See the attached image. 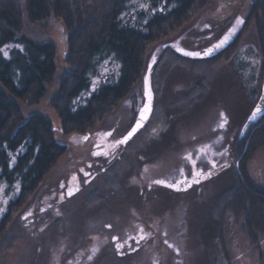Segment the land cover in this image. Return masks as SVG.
I'll list each match as a JSON object with an SVG mask.
<instances>
[{
  "label": "rangeland",
  "instance_id": "374dc122",
  "mask_svg": "<svg viewBox=\"0 0 264 264\" xmlns=\"http://www.w3.org/2000/svg\"><path fill=\"white\" fill-rule=\"evenodd\" d=\"M253 1H207L183 27L153 43L139 84L88 133L63 134L51 107L58 79L39 103H19L24 116L51 119L55 141L68 152L8 226L5 239L15 241L8 252L0 250V264H264L261 232L248 235L242 220L219 210L242 164L253 185L264 187V148L244 163L234 151L248 123L264 113L253 20L245 30ZM24 33L55 44L58 77L66 69L64 25L26 22ZM229 33L226 48L239 39L229 59L183 54H202ZM146 86L150 117L118 143L144 106ZM181 169L199 182L181 187ZM3 189L0 184V217L13 197Z\"/></svg>",
  "mask_w": 264,
  "mask_h": 264
},
{
  "label": "trees",
  "instance_id": "16d2710c",
  "mask_svg": "<svg viewBox=\"0 0 264 264\" xmlns=\"http://www.w3.org/2000/svg\"><path fill=\"white\" fill-rule=\"evenodd\" d=\"M207 1L213 0H0V184L13 195L0 217L1 252L14 244L5 239L13 218L29 208L49 170L68 152L55 141L51 119L41 113L26 117L19 103H39L58 79L51 107L63 134L88 133L139 84L153 43L183 27ZM253 2L245 30L253 20L264 77V0ZM50 19L68 31L66 69L58 77L55 44L24 33L26 22ZM236 43L210 61L229 59ZM234 144L243 163L264 148V113ZM240 169L219 210L242 220L248 235L264 236V187L253 185L244 164ZM94 201L89 197V204Z\"/></svg>",
  "mask_w": 264,
  "mask_h": 264
},
{
  "label": "water",
  "instance_id": "95a60500",
  "mask_svg": "<svg viewBox=\"0 0 264 264\" xmlns=\"http://www.w3.org/2000/svg\"><path fill=\"white\" fill-rule=\"evenodd\" d=\"M229 43V40L227 41V43H225L223 46L216 48V47H212L210 49H212L210 54H206L208 53V50L204 53H200L199 56H194L195 58H205V57H211V56H216L218 55L219 52H221L222 50H224L227 45ZM149 86L145 87V102H144V106L142 107V109L140 110V112L138 113V117L136 119V121L134 122V124L132 125L133 127L124 135L123 139L125 137H128L127 141L125 143H127L134 135L135 133H137L140 129H142L145 125V123L147 122V120L150 117V113L152 111L153 108V104H152V93L149 90ZM142 114L145 118H141ZM135 129V132H133V134L129 137L128 134L130 132H132V130ZM124 144V143H123Z\"/></svg>",
  "mask_w": 264,
  "mask_h": 264
},
{
  "label": "snow or ice",
  "instance_id": "6c2138e0",
  "mask_svg": "<svg viewBox=\"0 0 264 264\" xmlns=\"http://www.w3.org/2000/svg\"><path fill=\"white\" fill-rule=\"evenodd\" d=\"M233 31H234V30H233ZM231 34H232V33H229L228 35H226V36L224 37V39L220 41V43H218L217 45H215V47H216V48H219V47L223 46L225 43H227V41H228V39L230 38ZM178 50H180V49H178ZM180 51H182V50H180ZM211 51H212V49H209V50H208V53H206V54H210ZM5 54H6V53H5ZM183 54L186 55V56H199V55H200V53H193V52H187V51L183 52ZM257 111H260V109H257ZM254 117H255V114H254ZM254 117H253V118H254ZM141 118H142V119L145 118V117L143 116V114H142V117H141ZM133 132H135V129H133L132 132H130V133L128 134V136L130 137V136L133 134ZM109 135H110V133H109ZM127 139H128V137H125L123 140L118 141V143H125V142L127 141ZM201 151H203V149H201ZM186 159H191V156L189 155L188 157H186ZM213 166H215V165H213ZM181 173L183 174L182 170H181ZM74 179H75V178H74ZM194 182L198 183L199 181H194ZM156 183L164 184L165 182L162 181V180H158V181H156ZM178 183H179V182H178ZM167 186L175 187V185H167ZM189 186H190V185H189ZM177 190H179V189H177ZM141 231H143V230L141 229ZM141 238H143V237H141ZM114 239H115V238H114ZM117 247L119 248V247H121V245H118Z\"/></svg>",
  "mask_w": 264,
  "mask_h": 264
},
{
  "label": "flooded vegetation",
  "instance_id": "af4514ba",
  "mask_svg": "<svg viewBox=\"0 0 264 264\" xmlns=\"http://www.w3.org/2000/svg\"><path fill=\"white\" fill-rule=\"evenodd\" d=\"M212 48V47H211ZM210 49V48H209ZM181 170L183 172V174L181 173ZM180 173L178 174L179 176V180H177L178 182H181V187H188L189 185H191L192 182H194L195 180H197L196 178L193 177L192 175H188L187 171L184 172L185 170L181 169ZM195 173V172H194ZM149 175V173H148ZM177 177V178H178ZM152 180V179H151ZM165 182V181H164ZM165 185H169L168 183H164ZM180 184V183H178ZM179 186V185H178Z\"/></svg>",
  "mask_w": 264,
  "mask_h": 264
}]
</instances>
